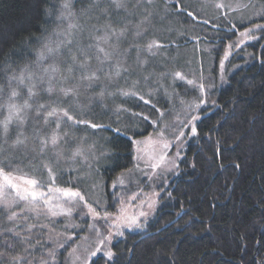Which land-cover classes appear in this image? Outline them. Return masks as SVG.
I'll return each instance as SVG.
<instances>
[{"label":"rangeland","instance_id":"rangeland-1","mask_svg":"<svg viewBox=\"0 0 264 264\" xmlns=\"http://www.w3.org/2000/svg\"><path fill=\"white\" fill-rule=\"evenodd\" d=\"M174 1L176 3L180 1L181 4L192 7L191 12L195 13L197 18H201L207 23L213 21V24H208L210 30L219 26L226 28L227 25H231V27H234V23L249 22L261 15L262 11L260 0H153L151 5L144 3L142 7L137 6V0H124L126 8L119 9L110 4L109 0H88L82 2L78 11L73 8L74 0H71L70 11L73 15L68 16L69 10H64L61 7L64 3L63 0L58 4L57 17L60 16L61 12H64L67 19H57L54 30L42 39L40 46L35 51L33 61L20 67L8 78L9 82L11 77H19L22 70H24L23 75L26 78L29 73L35 74L33 82L36 83V87L33 90L37 95L29 100L32 109L38 108L40 104H51L53 107L67 108L76 119L79 118L77 116H80V114L83 115L89 104L93 105V101H95L94 104L100 106L95 109L97 114H106L108 120H111L110 117L113 116L117 124L127 122L128 126L134 127L142 121L141 118L148 117L147 120L150 121L151 130L149 134L134 141L132 167L118 175L111 185L115 208L113 212H107L112 214L113 218L116 216L121 217L120 223H123L125 218L135 217L140 224V227H122L120 229L122 232L128 230L140 231L144 228L145 223L152 218L161 193V187L166 184L169 175L175 172L183 143L193 133L192 128L196 119L193 120L192 117H197L198 112L213 101V89L224 82L229 65H239L236 60L244 56L243 53L239 52L240 48L250 41L252 33L257 30L252 27L250 32L249 29L238 32L235 38L224 44L216 63L214 57L215 46L206 40L200 39V37L206 38V34L209 39L214 38V33L207 29L204 32L197 26L185 23L177 18L168 7V4L171 5ZM97 2L98 6H94ZM216 3L230 5L231 9L236 10H230L229 7L218 9L215 7ZM245 5L247 7H244ZM145 8L152 15L149 21L141 26L143 34L137 36V25L140 20L144 19ZM105 9H107L108 15H104ZM69 23H76L83 29L82 31L73 30L75 40L71 47V53L76 55H79L77 44L86 46L92 42L91 37L94 35L92 29L94 27L101 30L100 33L95 34H102L103 27L106 24L110 23L117 30L126 25L127 31L120 40L119 53L113 57V63L118 61L128 69V72H122L121 76H115L113 72L111 78L101 73L98 80H82L81 75L85 70L79 69L78 65L73 66V73L69 75L67 71L69 63L65 61H69L70 56L64 48H61L60 55L53 56L45 53L46 59L39 61L38 55L44 51V45L49 44V46L54 47L55 43L62 40L64 37H58L57 34L65 32ZM207 23L205 22V25ZM243 32H247L248 35L242 37L241 33ZM186 39L195 40L181 47L174 45V48L171 49L164 45V43L178 44ZM151 40H157L165 47L159 49L155 56L142 51L140 60H146V64L137 62L135 50L129 51L126 56L123 55L125 50L130 49L131 46L139 44L143 47ZM105 47L108 46L105 45ZM226 54L227 58H225ZM221 61H223V67H221ZM52 64H56L60 68V73L57 76L58 80L60 76L68 77V79L57 84V91L54 95L49 96L43 91V88L47 87V78H45L43 85L36 78L43 75V69ZM214 65H218L216 69H214ZM97 67V62L93 59L88 71H95ZM108 71L109 66L106 64L104 72L107 73ZM177 71L181 72L186 80H193L195 85L203 84V91L199 87L187 84L186 80L174 82L170 75L158 79L161 73H174ZM145 77H148V79L145 80ZM136 81H139V83H136L133 87ZM30 86L31 82L27 79H25L24 84H21L18 79L11 80L6 93L0 96V105L6 106L11 102L22 105L24 100L29 99L27 89ZM60 87L73 88L75 94L64 97L58 90ZM13 90L20 93V95L15 101H10L9 96ZM123 92H135L137 95H123ZM140 95H143L145 100L150 101L148 104L150 108H153V105L156 106V112H151V116H148L146 112L134 111L128 107L124 108L126 107L125 102L140 101L144 103L139 99ZM201 100L204 103H200ZM196 104L200 106L197 108L195 107ZM32 109L24 110L25 123L23 125L14 121L9 126V136L6 143L4 138L0 136V161L8 159L4 157L6 154L9 156L10 152L7 153V150L4 149V143L12 152H16L13 157L15 158L13 166L12 164L9 165V169H12L5 171L11 172L13 176L27 175L29 178H35L47 186L49 185V177L47 170L42 167V162L49 163L51 153L48 157L38 154L39 140L46 135L50 136L56 129L54 123L46 126L44 120L37 118L36 112ZM160 112L164 113L163 118H160ZM7 114L6 108L0 109V120H3ZM72 127V122L61 125L59 133L63 138L61 150L65 155L63 159L59 160L58 164L53 162L51 166L54 169L55 177L60 173L70 175L71 181L74 183L73 187L51 186L80 190L86 195L89 202L99 200L100 205L103 207L96 204H94V207H97V210L103 213L106 205L104 204L102 182L97 167L105 153L103 151V139L96 133L87 131L72 132ZM161 131L164 133L162 138L160 136ZM65 133H67L66 136ZM17 136L25 141L24 144L14 145L13 142ZM164 143L168 144L167 148L163 147ZM77 148L87 158L86 161L81 157H78L76 161L67 159L71 152ZM161 155L164 157L163 160L160 159ZM153 163L158 166L152 168L151 164ZM88 165H91V167H88ZM121 179L123 184L119 182ZM15 182L21 183L20 181ZM114 182L115 187H113ZM43 190L46 191V187ZM133 196H135V199H132ZM14 199H16L15 193L6 188L4 194L0 195V211L4 213L6 219L12 211L17 213L15 220L8 219L12 234L19 238L21 246L25 248L26 244L24 243L26 240L17 236L19 229H21L22 233L26 234L24 236L33 245V250L36 251L35 255L39 258L33 263H28V259H25L24 264H42V261L52 264L56 261L57 253L66 245H69L71 241L72 245L68 248L66 263L85 264L87 260V264H89L88 255L91 251L100 247L102 251L97 254L104 255V251L110 250L112 240L119 237L118 235H112L110 240L105 239L109 231L116 232V228L112 226L114 219L94 221L90 214H86L87 209L82 208L80 205L73 207L71 215L58 214L52 216L42 201H37L35 210H32L31 205L23 201L18 204L14 203ZM56 203L63 204L65 208L69 207L63 199L52 201L53 205ZM5 204L9 207L5 208ZM53 210L58 213L61 211L59 208H53ZM141 213L145 215L141 216ZM93 224H95L96 229H99V236L90 227ZM32 225L35 226L31 227ZM73 225L76 227H73ZM69 236H73V239H67ZM83 237H88V239L85 240ZM100 240H104V243L100 244ZM60 245H63V247ZM73 249L76 250L74 253H72ZM29 252L30 249L26 247L24 250L25 255L21 256L28 257ZM50 252L54 255L50 256ZM70 253H72L71 256ZM76 257H79V259H76Z\"/></svg>","mask_w":264,"mask_h":264},{"label":"trees","instance_id":"trees-1","mask_svg":"<svg viewBox=\"0 0 264 264\" xmlns=\"http://www.w3.org/2000/svg\"><path fill=\"white\" fill-rule=\"evenodd\" d=\"M62 1L0 0V96L6 93L8 78L33 61L42 39L54 30ZM83 1L88 0H74L75 11ZM260 1L262 11L257 18L211 30L208 24L213 21L197 18L192 7L180 1L168 4L183 22L214 33V38L206 34L207 39H200L215 46L216 63L224 44L238 32L252 27L257 30L240 48L244 56L236 60L239 65L228 66L224 82L212 91L213 101L198 112L196 131L184 141L176 170L161 187L152 218L142 230H128L112 240L111 260L97 254L89 264H264V27H257L264 26V0ZM194 40L164 45L171 49ZM94 103L76 118L88 123L73 125L71 130L96 133L103 139L105 153L97 167L105 210L113 212L111 185L132 167L134 141L149 134L151 124L144 118L134 127L127 122L117 124L113 116L108 120L104 112L97 114L95 109L100 106ZM124 105L148 116L156 112V106L150 108L140 101ZM91 124L99 127L92 128ZM3 145L7 153L10 151L5 161L13 166L16 152ZM73 184L70 175L60 173L53 186ZM10 227L0 211V264L39 259L19 229L17 236L25 239L30 249L28 257L21 256L26 247ZM71 245L72 241L61 249L52 264H67Z\"/></svg>","mask_w":264,"mask_h":264},{"label":"snow or ice","instance_id":"snow-or-ice-1","mask_svg":"<svg viewBox=\"0 0 264 264\" xmlns=\"http://www.w3.org/2000/svg\"><path fill=\"white\" fill-rule=\"evenodd\" d=\"M153 0H137V6L142 7L144 3H147L148 5H151ZM109 3L114 5L117 9L119 8H126V4L124 3V0H109ZM98 6V2L96 5ZM61 7L64 10L68 11V16L73 15V13L70 11L71 9V0H64V3L61 5ZM215 7L218 9H222L225 7H229L230 10L235 11L236 9H231L230 5H225L223 3H216ZM244 7H247L245 5ZM145 15L144 19L140 20L137 25V32L136 35L140 36L143 34V29L141 26L145 25L149 18L151 17L152 13L149 12L145 8ZM104 15H108L107 9L104 10ZM189 15H192L189 13ZM57 19L64 20L67 19V17L64 15V12H61L60 16L57 17ZM258 28L264 27L262 25H257ZM73 30H80V25L76 23H69L67 26V30L63 33H58L57 36H63L64 38L62 40H59L57 43H55V46H49V44L44 45V51L39 53L38 60L43 61L46 59V55L50 54L53 56L60 55L61 48H64L68 51V54L70 56L69 61H65L66 63H69V67L67 68V71L69 75L73 73V66L78 65L79 69L85 70L84 73L81 75L82 80H98L100 78V74L103 73L107 75L109 78H111V75L115 74V76H121L122 72L126 73L128 72V69L123 67L122 64H120L118 61L113 63V57L119 53V43L121 38L125 35V32L127 31V26L120 28L117 30L116 28L112 27L111 24H106L103 27L102 34H95L100 33V29L93 28L92 32L94 35L91 37V41L86 46H80L77 44V50L79 52V55L72 54L71 53V47L75 40V32ZM249 32L251 29L248 30ZM248 35L247 32L241 33V36L244 37ZM105 45L108 47L106 48ZM165 47L161 43H159L157 40H151L146 45L141 47L139 44L131 46L130 49L125 50L123 55H128L129 51L135 50L137 53V62L146 64L147 61H141L140 60V53L142 51H146L152 56H155L157 54V51L159 49ZM227 58V54L225 56ZM95 59L97 62L98 67L95 71H88L91 66V61ZM109 66V71L107 73L104 72V66ZM221 67H223V61H221ZM23 71L21 72V75L19 77H11L9 80V83H11V80L18 79L21 84L25 83V79H27L29 82H31V86L27 89V95L29 97L28 100H24L23 104H17L15 102L8 103L5 105H0V109L6 108L7 115L4 117L3 120H0V136L4 138V142H7V138L9 136V126L13 124V122H18V124L23 125L25 123V117L23 115L24 110L26 109H32V104L29 103V100H31L32 97L36 96L37 93L33 90L36 87V83L33 82L34 80V73H29L27 78L23 75ZM60 73V68L56 64L49 65L47 68L43 69V75L40 77H37L36 79L40 82L41 85L44 84L45 78H47V87L43 88V91L47 93L49 96H52L57 91V84H59L63 80H67L68 77L60 76L59 80L57 79L58 74ZM171 76L173 81H185L186 77L181 72H174V73H161L158 79H163L167 76ZM148 77H145V80H147ZM187 84L193 85L196 87H199L201 91L204 89L203 84L195 85V82L193 80H186ZM139 83V81H136L133 84V87H135V84ZM59 92L63 94L64 97H70L75 94V89L73 88H65L60 87ZM123 95H137V93L132 92H123ZM20 95L17 91L13 90L10 93L9 100L15 101V99ZM151 95V93H149ZM139 99L143 101L145 104H149V100H145L143 95L139 96ZM183 103V101H182ZM200 103H204L203 100L200 101ZM199 104H196L195 107H199ZM153 107H155L153 105ZM36 112L37 118H42L44 120L45 125L47 126L50 123L55 124L56 131H53L50 136H44L42 139L39 140V151L38 154L43 157H48L49 153H51V157L49 158V163H43L42 167L47 170L48 177H49V185H44L41 181L35 179V178H29L27 175L24 176H13L11 172L5 171L6 167H9L8 162L6 161H0V195L4 194V190L6 188L11 189L15 193L16 199H14V203H19L21 201L26 202V204L32 206V210H35L36 208V202L42 201L43 205L47 207V211L51 213L52 216H56L58 214L62 215H71L73 211V207L76 205H80L82 208L87 209L86 214H90L93 218V220H99L103 219L105 221H108L110 219H114L113 227L116 228V232L112 233L109 231L108 236L105 237V239L110 240L112 235H118L122 236L123 232L120 230L122 227H140V224L138 223L137 219L135 217L131 219H124L123 223H120L121 217L116 216L115 218L112 217V214L108 213L106 210L101 213L97 210V207H94V204L100 205V201L96 200L94 202H89L86 198V195L83 194L80 190H74L73 188H60V187H52L51 185L55 184V175H54V169L51 166L53 162L56 164L59 163L60 159L64 158V152L61 150V144L63 142V138L60 136V130L62 124H68V122H72L73 125H78L82 123H88L87 121L82 120H76L74 117L70 114L69 110L67 108H57L53 107L51 104H40L38 108L32 109ZM159 111V110H157ZM46 113V115H44ZM160 118H163L164 113H159ZM144 119H148V117H143ZM193 120L197 119V117H192ZM155 123V122H153ZM92 128L99 127L96 124L90 125ZM119 131V129H117ZM193 133H195V127L192 128ZM65 136L67 133L64 134ZM164 133L161 131L160 136L163 137ZM183 135V133H181ZM24 140L20 138V136H17L16 140L13 142L14 145H21L24 144ZM164 148L168 147L167 143H164ZM78 157L83 158L85 161L87 160L86 157L83 156L82 151L77 148L75 151L71 152V155L67 157V159L76 161ZM161 160L164 159L163 155L160 157ZM158 165L153 163L151 164L152 168H156ZM88 167H91V165H88ZM15 181H20L21 183H17ZM121 184H123V180L121 179L119 181ZM116 184L114 182L113 187H115ZM46 187V191L43 190ZM40 189V190H38ZM55 194V195H53ZM61 200L63 199L69 207L65 208L63 204L56 203L52 204L53 200ZM132 199H135V196L132 197ZM9 205L5 204V208H8ZM53 208H59L61 211L58 213L53 210ZM141 216L145 215L144 213L140 214ZM17 217V213L15 211H12L11 214L8 216L9 220H15ZM35 225H32L31 227H34ZM73 227H76L73 225ZM91 228L96 232V235L99 236L100 232L99 229L95 228V224L90 225ZM19 235V233H17ZM67 239L72 240L73 236H69ZM83 239L87 240L88 237H83ZM100 244L104 243V240L99 241ZM63 247V245H60ZM76 250L73 249L72 253H74ZM102 249L100 247H97L95 250L91 251L88 255V260L91 259V257H94L97 255L98 252H101ZM70 253V256L72 255ZM50 256H53L54 253L50 252ZM104 255L111 260L113 257V252L108 250L104 251ZM76 259H79V257H76ZM42 264H47L46 261H42ZM85 264H87V260L85 261Z\"/></svg>","mask_w":264,"mask_h":264}]
</instances>
